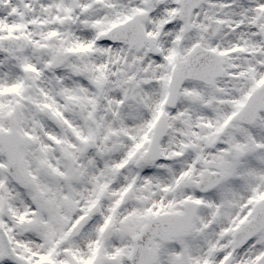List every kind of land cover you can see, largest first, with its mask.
Segmentation results:
<instances>
[{"label":"snow or ice","instance_id":"1","mask_svg":"<svg viewBox=\"0 0 264 264\" xmlns=\"http://www.w3.org/2000/svg\"><path fill=\"white\" fill-rule=\"evenodd\" d=\"M0 264H264V0H0Z\"/></svg>","mask_w":264,"mask_h":264}]
</instances>
